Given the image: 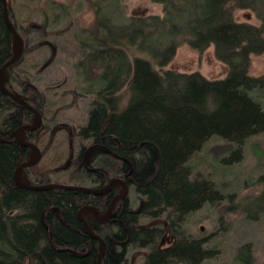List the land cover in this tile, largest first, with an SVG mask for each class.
<instances>
[{
	"label": "trees",
	"instance_id": "trees-1",
	"mask_svg": "<svg viewBox=\"0 0 264 264\" xmlns=\"http://www.w3.org/2000/svg\"><path fill=\"white\" fill-rule=\"evenodd\" d=\"M122 1L0 0V69L14 56L8 22L22 41L2 83L11 93L10 85L17 84L22 103L0 88V264H130L132 248L146 249L143 264H264L250 242L237 243L229 262L215 263V233L192 234L187 226L204 206L232 195L217 174L241 162L247 144L264 134V76L248 73L250 56L264 52V0L251 7L258 26L234 21L229 0L203 18L205 0H151L162 5L164 17L144 18L126 16ZM84 10L92 12L86 25L77 15ZM180 43L197 52L213 45L228 68L226 77L155 69L153 64L166 65ZM60 56L74 61L56 86ZM79 102L85 113L77 123L65 113ZM33 110L40 122L26 131V143L38 148L40 158L23 168L33 183L24 187L13 172L27 162L29 147L12 133L30 126ZM60 125L65 136L56 139ZM215 139L232 150L229 158H214L220 166L205 173L194 159ZM255 152L264 163V151ZM115 181L127 192L108 220L87 224L90 233L80 209L106 210L115 191L72 187L101 191ZM254 200L260 204L253 218L241 208L247 223L264 219V189ZM166 215L173 240L159 248L164 225L141 222Z\"/></svg>",
	"mask_w": 264,
	"mask_h": 264
},
{
	"label": "rangeland",
	"instance_id": "rangeland-1",
	"mask_svg": "<svg viewBox=\"0 0 264 264\" xmlns=\"http://www.w3.org/2000/svg\"><path fill=\"white\" fill-rule=\"evenodd\" d=\"M224 1L225 0H205L199 14L202 15L203 18L204 15L210 14L211 12L213 13L219 8L217 5L222 4ZM260 1L261 0H229L226 1L225 4L226 8L231 11L234 21L258 26L260 24V20L258 19L256 12L251 7H258ZM121 4L124 7V14L126 16H140L142 18L149 16L164 17V8L162 5L159 3H153L151 0H123ZM177 10L175 7L177 14H180ZM76 13L77 12H75V14ZM77 15L81 24L86 25L92 21L91 11L84 10L77 13ZM174 21H177V19ZM158 40H160V38ZM158 40L156 42H158ZM176 40L180 41L181 39L178 36L176 37ZM19 45V40L16 36H14L12 41L14 55L18 52ZM39 55V53H31L30 57L38 60L39 58H42V56ZM135 55L147 57V55L142 52H136ZM60 58L63 59L61 56ZM63 61V66L59 68V73L56 74V82H58L56 86L61 85V83L65 81L68 76L71 63L74 60L63 59ZM153 66L160 72L167 70L183 74L197 72L208 80H221L225 78L228 73L227 66L215 57L213 45H210L201 52H197L187 44L180 43V45L177 46L174 55L169 59L166 65L160 68L155 64H153ZM248 73L253 77L264 76V52L258 55L250 56ZM4 79L5 75L2 71L0 74L1 84L4 82ZM10 86L13 93L17 96L21 95V90L17 84L12 83ZM69 97L70 96H67L65 100L69 101ZM126 98V93L122 91V103H125ZM84 113L83 104L79 102L75 108L67 110L65 114L72 116L75 122L77 121V123H79L83 122ZM37 120V116L34 115L30 126H35L37 124ZM60 123H67L66 119L61 118ZM18 132L22 135V141L26 143V131L20 130ZM65 132L66 128L63 126L60 125L57 127L55 131L56 139L65 136ZM255 147H257L258 150L264 151V134L256 136L249 144H247L246 151L241 162L233 164L230 169H226L223 175L220 173L217 174L216 180H219L221 185L224 188H227L228 194L232 195L219 204L204 206L201 210L192 215L187 222L188 229L192 234H196L197 231H202L205 235H214L215 233V237L216 239H219L220 244L217 249V255L219 258L214 260L215 263L229 262L230 256L234 252V247L237 246V243L240 244L241 242H250L256 260H258L259 263L264 262V219L258 222L252 221V223H247L243 220V215L241 214V208L247 209V216H249V218H253L255 214L258 213L260 202L255 201L254 198L264 189V163L258 161V156L260 154L257 156ZM32 150L35 149L29 148L27 162L31 161L29 153ZM231 150L232 148L230 145H226V143L217 139L211 140L196 155L194 159V166L197 168L199 167V169H202V171L206 173L207 170L210 171L212 169L213 165L220 166V163L215 162L214 158H221L222 155H226L229 158ZM232 157L233 156H231V158ZM18 173V180L16 178L18 183L24 185L33 184L31 178L26 176L23 170H19ZM105 189L106 187L102 188V190ZM109 189L115 191L116 197L121 196L120 198H122L127 192V190L125 192L122 182H113L112 186L108 188V190ZM116 201H112L106 210L102 212L95 210L96 213H94L89 208L83 207V209L79 211L78 217L84 220L87 224H92L95 220L96 214L98 217L97 221L105 222L109 219L111 212L114 210ZM166 217L167 215L155 221L143 220L141 222V224L145 226L155 223L164 225L165 234L158 243L159 248L168 246L173 240L166 225ZM145 251L146 249L132 248L129 252V263L143 264Z\"/></svg>",
	"mask_w": 264,
	"mask_h": 264
},
{
	"label": "water",
	"instance_id": "water-1",
	"mask_svg": "<svg viewBox=\"0 0 264 264\" xmlns=\"http://www.w3.org/2000/svg\"><path fill=\"white\" fill-rule=\"evenodd\" d=\"M3 1H4V0H3ZM3 13H4V17L7 19V10H6V5H5V3H3ZM7 22H8V21H7ZM8 24H9V27L11 28V31H12L13 35L16 36V38L19 40L20 45H19V50H18V52L12 57V59H11L10 61H8V62H7V63H6L1 69H0V74H1L2 71L5 69L6 66L10 65V64L13 63L16 59H18V57L20 56L21 51H22V42H21L20 38L14 33V31H13V29H12V27H11V25H10L9 22H8ZM0 88H1V90H2L5 94H7L9 97H11L12 99L16 100V101L19 102V103H22V100H21L17 95H15V94H13V93L7 91L6 89H4V87L2 86L1 83H0ZM33 111H34V110H33ZM34 113H35V115H36L37 118H38V120H37V124H36L35 126H22V127L17 128L16 130H14L13 133H12V136H13V137H14V138H15L20 144H22V145H24V146H28L29 148H33V149H35V150L37 151V158H36L34 161H28V162H26V163L20 165V166H19V167L13 172V179H14V181H15L18 185H20V186H24V187H26V186L28 187V185H24V184H20V183H18V182L16 181V173H17L19 170H23V168H25V167H27V166H30V165L34 164L35 162H37V160H38V158H39V156H40V151H39L38 148H36L34 145H30V144L24 143L23 141L18 140V139L16 138V133H17L18 131H20V130L31 131L32 129L36 128V127L39 125V122H40L39 116H38V114H37L35 111H34ZM122 184H123V183H122ZM111 186H112V184H111L108 188H110ZM123 186H124V189H125V192H126L127 188H126V186H125L124 184H123ZM48 187H49V186H48ZM72 188H73V189H79V190L86 191V192H90V193H93V194L103 193V192H105V191L108 190V188H107V190L105 189V190H101V191L93 190V189H86V188H81V187H72ZM120 197H121V196L114 198V199H113V202L116 201L117 199H120ZM110 204H111V203H110ZM84 208H89L91 211H93L94 213H96V211H95V209H94L93 207L86 206V207H84ZM82 209H83V208H82ZM82 209H80V211H81ZM107 213H108V211H107ZM108 215H109V214H108ZM80 220L83 222L84 227H85V228L91 233L90 229H89L88 226H87V223H86L84 220H82L81 218H80ZM95 220H98V217H97L96 214H95ZM100 243H101V249H102V251H103V250H104V245H103V243H102L101 241H100ZM100 259H101V256L98 257V262L100 261Z\"/></svg>",
	"mask_w": 264,
	"mask_h": 264
},
{
	"label": "bare ground",
	"instance_id": "bare-ground-1",
	"mask_svg": "<svg viewBox=\"0 0 264 264\" xmlns=\"http://www.w3.org/2000/svg\"><path fill=\"white\" fill-rule=\"evenodd\" d=\"M16 137H17L18 140L22 141V135H21L20 132H18V133L16 134ZM29 156H30V160H31V161H34V160L36 159V156H37L36 151H35V150H32V151L29 153ZM18 177H19V173L17 172V173H16V178H17V180H18Z\"/></svg>",
	"mask_w": 264,
	"mask_h": 264
},
{
	"label": "flooded vegetation",
	"instance_id": "flooded-vegetation-1",
	"mask_svg": "<svg viewBox=\"0 0 264 264\" xmlns=\"http://www.w3.org/2000/svg\"><path fill=\"white\" fill-rule=\"evenodd\" d=\"M115 182H120V181H115ZM115 182H114V183H115ZM106 189H107V188H106ZM109 190H110V189H109Z\"/></svg>",
	"mask_w": 264,
	"mask_h": 264
}]
</instances>
